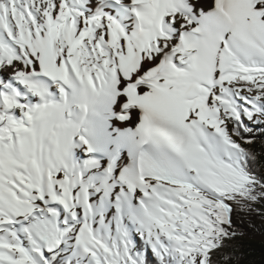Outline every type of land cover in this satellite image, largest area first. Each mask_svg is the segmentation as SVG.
<instances>
[{
  "label": "snow or ice",
  "instance_id": "snow-or-ice-1",
  "mask_svg": "<svg viewBox=\"0 0 264 264\" xmlns=\"http://www.w3.org/2000/svg\"><path fill=\"white\" fill-rule=\"evenodd\" d=\"M206 7L0 0V264H219L264 203V0Z\"/></svg>",
  "mask_w": 264,
  "mask_h": 264
},
{
  "label": "trees",
  "instance_id": "trees-1",
  "mask_svg": "<svg viewBox=\"0 0 264 264\" xmlns=\"http://www.w3.org/2000/svg\"><path fill=\"white\" fill-rule=\"evenodd\" d=\"M245 147H249L245 145ZM256 159L250 162V167L257 175H264V127L257 130L254 143L250 146ZM258 215L262 218L264 232V203L254 204ZM136 241L139 243V238ZM225 247L213 259L219 264H224L223 254H229L231 259L228 264H264V239H255L236 235L235 238L225 241Z\"/></svg>",
  "mask_w": 264,
  "mask_h": 264
},
{
  "label": "bare ground",
  "instance_id": "bare-ground-1",
  "mask_svg": "<svg viewBox=\"0 0 264 264\" xmlns=\"http://www.w3.org/2000/svg\"><path fill=\"white\" fill-rule=\"evenodd\" d=\"M203 2L208 5L205 10H210V7L214 4V0H203ZM132 119L124 125H121L120 122H117V126H125V127H134L135 123L138 122V110H134L131 113ZM253 208V207H252ZM245 215V217H244ZM243 214H233V230H244V231H252V233L259 231V217L255 212V209L250 213ZM262 233L261 231H259Z\"/></svg>",
  "mask_w": 264,
  "mask_h": 264
},
{
  "label": "rangeland",
  "instance_id": "rangeland-1",
  "mask_svg": "<svg viewBox=\"0 0 264 264\" xmlns=\"http://www.w3.org/2000/svg\"><path fill=\"white\" fill-rule=\"evenodd\" d=\"M253 209H255V208L253 207ZM255 212L257 213V216L259 217L258 212H257L256 209H255ZM244 217H245V215H244ZM261 221H262V218L259 217L260 226H259L258 230L261 231L262 233H260L259 231H256V232L252 233V231L247 232V231H244L242 229L238 230V231L237 230H234V231L237 233V235H242V236H245V237H252V238H255V239H263L264 238V234H263V230L261 228ZM134 237H135V235H134Z\"/></svg>",
  "mask_w": 264,
  "mask_h": 264
},
{
  "label": "water",
  "instance_id": "water-1",
  "mask_svg": "<svg viewBox=\"0 0 264 264\" xmlns=\"http://www.w3.org/2000/svg\"><path fill=\"white\" fill-rule=\"evenodd\" d=\"M260 217V216H259ZM261 218V217H260ZM261 228H262V224H261ZM263 234H264V232H263ZM264 239V238H263Z\"/></svg>",
  "mask_w": 264,
  "mask_h": 264
}]
</instances>
